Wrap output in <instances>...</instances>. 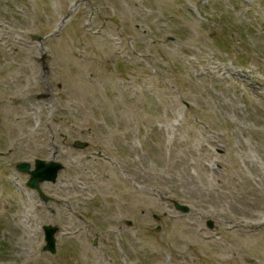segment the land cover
<instances>
[{
    "label": "rangeland",
    "instance_id": "rangeland-1",
    "mask_svg": "<svg viewBox=\"0 0 264 264\" xmlns=\"http://www.w3.org/2000/svg\"><path fill=\"white\" fill-rule=\"evenodd\" d=\"M0 264H264V0H0Z\"/></svg>",
    "mask_w": 264,
    "mask_h": 264
},
{
    "label": "water",
    "instance_id": "water-1",
    "mask_svg": "<svg viewBox=\"0 0 264 264\" xmlns=\"http://www.w3.org/2000/svg\"><path fill=\"white\" fill-rule=\"evenodd\" d=\"M75 146L84 148L85 146H87V143L78 140L75 142ZM35 165L36 168L33 170L31 169V164L27 162L19 164L18 167L20 170L27 171L30 174L28 185L37 189L41 193V195L45 197L41 190V183L45 181L56 182L59 172L64 168V165L61 162L55 160L47 162L42 159H37ZM175 205L183 211L189 210V207L187 205L181 204L178 201H175ZM58 229V226H44L45 239L47 242V244L45 245V250H50L51 252L56 251V232L58 231Z\"/></svg>",
    "mask_w": 264,
    "mask_h": 264
}]
</instances>
